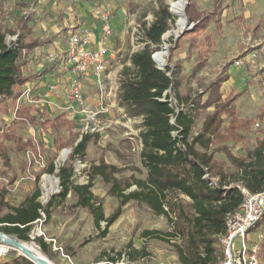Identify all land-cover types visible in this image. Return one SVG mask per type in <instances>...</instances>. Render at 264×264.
I'll return each mask as SVG.
<instances>
[{
    "label": "rangeland",
    "instance_id": "rangeland-1",
    "mask_svg": "<svg viewBox=\"0 0 264 264\" xmlns=\"http://www.w3.org/2000/svg\"><path fill=\"white\" fill-rule=\"evenodd\" d=\"M3 1L7 3L5 4L7 8L1 21L6 19V14L11 10L10 5L16 0ZM27 1L22 13L33 17L31 23L35 33L50 42L68 30L66 25L72 22L67 21L72 19L79 21V24H75L74 31L70 32H80L83 30L82 28L77 30L78 26L83 25L90 18L102 28L105 23L103 15H109L113 26L114 48L119 50L108 59V70H114L117 62L125 64L131 52L144 47V43L141 42L142 22L153 21L155 18L153 10L159 6V0ZM176 1L165 0L176 19L170 29L163 34V42L156 50H166L167 54L158 58L165 59L167 65L173 67L174 64L181 65L183 76L181 85L177 89L179 95L183 97L188 95L194 101L204 94L211 79L218 77L224 80L228 77L226 72L231 70L232 80L229 83L232 85L233 81L234 85L230 86L229 91L243 93L235 102L237 115L243 118H256L261 106L264 105V56L254 61L247 57L246 50L264 51V0H224L226 8L222 16V27L218 28L211 22L195 43L188 36L180 37L183 31L192 27L188 25L187 20L184 28L174 33V30L178 29L179 20L178 14L172 9V3ZM196 1L200 10L213 9V0ZM184 13L187 16L186 11ZM177 39L179 47L172 55L170 50L175 46ZM49 47L54 46L49 45ZM44 54L47 55V51H44ZM45 55L43 56L45 61L41 60V63L51 64L52 68L56 67V63L60 64L61 60L50 61ZM38 58L33 54L32 57L26 58V65L30 71L33 69L38 73L42 71L43 68L38 69L41 65ZM63 59L67 57L64 56ZM239 59L243 60V63L236 66L235 61ZM60 67L62 68L61 65ZM67 70L72 83L76 79L82 81L84 96L85 98L88 96L91 109L102 111L100 113L102 120L107 119L112 123L98 132L99 138L89 143L86 156L78 157L74 162L73 182L88 183L92 164L99 163L101 158L121 169L115 175L121 179L122 186L132 181L133 177L146 178L147 168L142 162L141 147L138 148L140 144V131L136 129L138 123L127 122L114 105V75L113 78L104 79V74L100 82H90L88 78L71 69ZM36 79L37 77L30 78V81ZM66 83L71 84V82ZM50 85L39 92V89L30 83L23 86L24 95L19 98L0 97V189L7 190L5 199L14 205H19L28 195L39 192L42 210L46 216L48 210L50 213L42 224L35 222L30 232L32 238L25 242H34L41 248L33 238L44 236L50 244V249L49 254L42 251L54 264H107L111 257L119 261L124 259L130 264H183L180 249L188 253L187 230L192 229L189 216L191 217L194 212L192 199L186 194L177 190L167 192L164 204L168 214L157 213L148 202L130 200L122 207L119 218L109 226L104 220L98 225L89 209L78 206V198L73 191H70L66 197L59 196L61 184L56 174L58 170L50 173L48 165L52 158H55L56 166H61L67 160L71 148L65 147L58 151L53 145V132L32 125L27 114L55 117L65 111L71 117L74 115L77 120L76 133L62 131L63 139L69 142L81 133L84 115L79 113L76 105H73L76 103L68 97L66 90L61 88L59 92L53 93ZM48 93L50 96H46ZM64 94L63 100L54 99L55 96L60 98ZM44 98H47L45 99L47 101L43 100ZM70 104L72 106H69ZM206 113V108L200 110L199 114L198 111L194 113L197 122L190 139L202 132L201 121ZM224 118L226 123L230 120L227 115ZM256 121L251 130L242 131L245 138L241 142H229L236 155L245 156L256 145V139L263 137L264 119ZM6 133L19 135L24 140H32L37 150L17 151L15 143L5 138ZM220 141L219 137H215L209 151L219 145ZM196 147L203 150L198 144ZM215 156L216 159L226 163L225 169L234 177L240 175L238 168L231 164L225 153L216 152ZM91 183V191L97 198L96 205L103 208L106 216H110L119 206V198L110 190L112 183L106 182L101 176H96ZM134 189H137L135 184L126 192ZM53 195H55L54 203L48 208V201ZM7 211L8 208L4 207L2 213ZM40 230L43 232L40 233ZM148 230L157 233L147 234ZM169 232L174 234L167 235ZM259 234L262 236L260 237ZM50 238L56 239V243L49 241ZM246 240L249 246L254 243L261 245V264H264V216L260 225L248 230ZM214 242L215 250L212 257L214 262H217L223 255V245L219 238ZM1 243L9 247V253L0 256V259L22 254V251L15 246L0 241ZM239 246L240 239L237 238L236 247ZM201 251H204V244L201 246ZM0 264L4 263L0 260Z\"/></svg>",
    "mask_w": 264,
    "mask_h": 264
},
{
    "label": "trees",
    "instance_id": "trees-1",
    "mask_svg": "<svg viewBox=\"0 0 264 264\" xmlns=\"http://www.w3.org/2000/svg\"><path fill=\"white\" fill-rule=\"evenodd\" d=\"M27 2L14 1L10 5L11 10L6 14V19L1 21L7 3L0 0V95L3 98H19L23 94V86L32 77L30 71L28 73L26 71L27 55L48 42L35 34L31 23L33 17L22 13V8ZM225 8L224 0H213L211 11L200 10L196 0H189L185 11L194 24L180 37L188 36L195 43L211 22L221 28ZM153 14L155 16L153 21L142 22L141 42L144 43V47L131 52L125 60L118 94L119 105L127 116L143 118V129L139 135L143 143L141 156L143 165L147 168L146 178L133 177L132 181L122 186L121 179L115 175L121 169L101 158L99 163L92 164L88 183H74L72 180L75 173L74 162L78 157L86 156L89 143L99 138L100 134L81 132L76 139L69 142L63 139L62 131L75 134L77 122L67 117L65 113L55 117L30 113L27 117L32 125L53 132V145L58 151L65 147L71 148L67 160L61 166H56L55 158H52L48 165V172L54 173L58 170L56 174L61 184L59 196L66 197L73 191L77 195L78 206L89 209L98 225L104 220L109 226L119 218L122 207L130 200L148 202L157 213L168 214L164 204L167 192L177 190L184 193L192 199L194 212L191 217L189 216L192 229L187 230L188 253L180 249V258L183 264H211L214 263L212 257L215 250L214 241L218 238L220 240V236L226 233L228 214L236 212L243 203L244 194L239 184L254 192L264 190V135L256 139V145L245 156L236 155L223 143L214 147L212 151L209 149L215 137H219L222 142L242 141L245 135L238 131L251 130L257 119H264V105L256 118H239L235 102L243 93L232 90L224 97L222 91L224 80L221 78L210 83L207 89L208 96L204 101L201 96L194 101L189 96L181 97L177 92L180 81L176 80L179 65L174 64L176 65L174 68L168 66L166 69H160L152 57L153 52L163 42V34L170 29L176 18L165 0H159V6L153 10ZM15 34L18 35L17 39L9 41L8 36ZM178 47L177 39L175 46L170 50L172 55ZM127 61H130L131 65H128ZM170 86L175 89L179 101L186 105L194 103L190 110H182L176 115V124L171 122L174 107L170 101L160 99ZM212 105L215 106V110L207 115L202 132L190 139L195 123L194 113ZM224 113L231 117V122L222 133ZM176 130H179L177 136L173 134ZM5 138L13 141L19 152L37 150L32 140H24L19 135L6 133ZM180 143L184 145L183 148L179 146ZM197 144L203 150H199ZM216 152L225 153L231 164L238 168L240 175L234 177L227 171L226 163L216 159ZM206 172L218 178L217 187H212L203 177ZM96 176H101L106 182L112 183L111 193L119 198V206L110 216H106L103 208L96 205L97 198L91 191V182ZM133 184L137 185V189L127 193L126 190ZM225 185L229 188H224ZM6 193V189H0V231L16 235L23 241L31 240L30 232L41 216L40 210L43 209L39 200L41 194L36 192L28 195L19 205H14L5 199ZM54 200L55 195L48 201V208L53 205ZM4 207L8 208V211L2 213ZM49 216L48 210L47 217ZM261 223L262 219L256 225ZM146 233L152 234L157 231L148 230ZM173 234L169 232L167 235ZM33 239L45 253L49 254L50 244L44 236H36ZM115 259L111 257V260ZM4 264L37 263L24 254H16L6 259Z\"/></svg>",
    "mask_w": 264,
    "mask_h": 264
},
{
    "label": "built area",
    "instance_id": "built-area-1",
    "mask_svg": "<svg viewBox=\"0 0 264 264\" xmlns=\"http://www.w3.org/2000/svg\"><path fill=\"white\" fill-rule=\"evenodd\" d=\"M104 24L102 26V32L100 35L99 43L96 41L94 34L91 31L84 30L80 32H64L63 35L67 38V47L65 52L56 53L49 51L47 52L46 58L50 61L61 60L62 68L71 69L75 73L82 75L84 78H94L96 81L100 82L101 78L105 74L108 67V56L111 54L109 47V39L113 34V26L110 22L109 15H103ZM194 23L191 25L193 26ZM17 34L9 35L8 40L13 41L17 39ZM99 44V46H96ZM257 49L254 51L246 50V55L249 59L260 60L264 56V51ZM159 51L155 50L152 57L156 63V66L160 69H166L168 66L173 67V65H167L165 59L161 60L156 54ZM67 59H63V57ZM243 60L239 59L235 61L236 66H240ZM65 65V66H64ZM170 73V72H169ZM66 82H71V84L66 83L65 90L68 97L75 101L79 113L84 115V120L82 122V133H98L103 129L109 127L112 123L107 119L102 120L100 113L102 111L91 109L87 103L83 92V83L78 79L70 80L67 76ZM51 91L53 93L59 92L61 89V84L59 81H55L50 85ZM50 96V93L46 94ZM47 98H44L45 100ZM162 100L170 101V104L174 107V113L171 115V122L176 124V115L182 110H190L194 107V103L185 104L176 96L175 89L170 86L164 93V96L160 98ZM47 101V100H45ZM69 106H72L70 104ZM68 106V107H69ZM123 117H125L127 122H132L133 118L127 116L124 109H121ZM258 124V123H257ZM175 136L179 134V130L173 132ZM181 148L184 147L182 143L179 144ZM138 147V146H137ZM136 147V148H137ZM141 150L143 148L142 140L140 139L139 147ZM135 148V149H136ZM203 177L209 181L212 187L218 186V178L212 176L210 173L206 172ZM240 189L244 194V200L241 207L234 213H229L227 216V231L220 236L221 245H223V256L214 263L211 264H261V245L259 243H254L252 245L247 244V233L248 230L255 226L264 216V190L254 192L239 184ZM224 188H229L225 185ZM41 216L36 220L41 224L47 219L46 214L41 209ZM43 232L40 230V233ZM261 237L262 234H259ZM240 239V246L236 247V239ZM49 241L56 243V239L50 238ZM9 253V247L4 244H0V256L7 255ZM106 264V263H105ZM107 264H130L122 259L110 260Z\"/></svg>",
    "mask_w": 264,
    "mask_h": 264
},
{
    "label": "crops",
    "instance_id": "crops-1",
    "mask_svg": "<svg viewBox=\"0 0 264 264\" xmlns=\"http://www.w3.org/2000/svg\"><path fill=\"white\" fill-rule=\"evenodd\" d=\"M67 22H69V23L72 22V23H70V25L69 24L66 25V28L68 29L67 30L68 33L70 31H74L73 28H74L75 24L76 25L79 24V21H75L74 19H72L71 21H67ZM80 28H82L83 31L86 30V29H88V31H91L94 34L96 41L99 43V39H100V35H101V32H102V28H100V25H98L97 23H95V20H92L91 18L88 19L83 25L78 26L77 30L80 29ZM37 36H39V35H37ZM41 38L44 40V37H41ZM45 40H47V39H45ZM47 41L48 42L46 44H44L42 46H39V47L33 49L27 55V58L32 57V54H33V56H35V58H38L39 57L38 58V62L41 63L42 62L41 60H43V62L45 61V58L43 59V56L45 55V54L43 55V52L44 51H47V52L52 51V52H56V53L65 52V49L67 47V43L68 42H67V38L63 34L62 35H58L57 36V39H55L53 42H50V40H47ZM49 45H52L54 47L53 48L52 47L50 48ZM96 46H99V44H97ZM109 47H110V51H112V52L108 56V59L114 55V52H116L117 50H119V49L114 48V35L112 37H110V39H109ZM108 59H107V61H108ZM57 61H59V60H57ZM126 63L128 65H131V62L130 61H127ZM43 65H44V67H40V66H43ZM60 65H61V62H60V64L59 63H56V67L55 68H52V65L51 64H48V63L47 64H43V63H41V65L38 67V69L39 70L42 69V68L43 69L39 73L37 71H34L33 67H31L33 69V71L32 70L30 71L29 68H26L27 69L26 70L27 73L30 71V74L32 75L31 79H34L35 77H37V79L34 80V81H30V79H29V81L26 82V84H30L31 83V85H33L34 87L36 86L35 88L36 89L38 88L39 89V92H40L41 90L46 89L47 88L46 87L47 85L52 84L55 81H59L61 83V88H63L65 90V85H66V82L65 81L67 79V76H68L69 72H68L67 69L61 68ZM175 66L176 65H174V67ZM108 67H109V65H108ZM108 67H107V71L108 72H105L104 79L113 78V75H114V89H115V92H114V105L117 106V110H119L118 112L120 113L122 107L118 103V88L120 86L121 72H122V69L124 67V64L123 63H120V62L119 63L117 62V64L114 65V70H108L109 69ZM184 67H185V65H184ZM179 69H180V73L179 74L178 73L176 74V80L177 81H180V85H181V80H182V76H183L181 65H179ZM230 71L231 70H229L228 72H226L228 74V77H226L224 79L223 84H222V91H223V96L224 97L230 92L229 91L230 90V86H233L234 85L233 81H232V85L229 83L232 80V78H231V74L232 73ZM217 78L211 79L208 82V84L210 85V83L212 81L216 80ZM89 81L91 82V81H96V80L94 78H90ZM180 85H179V87H180ZM209 85H208V87H209ZM40 86H41V88H39ZM23 95H24V93L21 96H23ZM186 96H188V95H186ZM207 96H208V90H205L204 91V94L201 95L202 101H204L207 98ZM0 97H2V96L0 95ZM53 97H54V95H53ZM64 97H65V94H64V96L61 95L60 98H57L55 96L54 99H57L59 101L60 99L63 100ZM181 97H183V96H181ZM241 97L242 96H240V98ZM85 99H86L87 105L91 108V104L89 103L90 101L88 99V96H86ZM98 100H99V97H98ZM202 109L203 108H201V109L198 110V114H199V111L202 110ZM206 110H207V113H206V115L203 117V119L201 121L202 122V125H203L204 120L206 119V116L208 114L212 113L215 110V106L214 105L209 106V107L206 108ZM61 113H65L67 115V117H69L70 119H73V120H75L77 122V120L74 118V115L71 117L65 111H63ZM121 113H122V111H121ZM59 114L60 113H58L57 115H59ZM225 115H227L230 118V120L227 123H226L225 118H224ZM222 118L224 119V123H223V127H222V133H224V129L230 125L231 117L228 114L224 113V114H222ZM239 118H243V117H239ZM250 118H252V117H250ZM132 122H137L138 123V126L136 128L137 130L141 131L143 129V127H142L143 118L142 117H135V118H133ZM196 122H197V119H195V123H194L193 128H195ZM242 131L243 130H239L238 132L242 133ZM231 141L232 140L223 141V142L221 141L220 143H223V144H226V145L229 146L230 145L229 142H231ZM232 142L234 143V141H232ZM216 146H218V145H216ZM0 260H1V262L5 263V260L6 259L4 258V259H0Z\"/></svg>",
    "mask_w": 264,
    "mask_h": 264
},
{
    "label": "bare ground",
    "instance_id": "bare-ground-1",
    "mask_svg": "<svg viewBox=\"0 0 264 264\" xmlns=\"http://www.w3.org/2000/svg\"><path fill=\"white\" fill-rule=\"evenodd\" d=\"M186 3H187V0H177L176 2L172 3V9L175 13L178 14L179 16V20L177 22V26H178V29L174 30V33H178V31H180L181 29L184 28V25L185 23H187V19L185 17V7H186ZM163 49L159 51L158 54H156V56H160V55H166V50H164L163 52ZM10 239L12 237H9ZM8 239V238H7ZM0 241L4 242V243H7V244H10L6 238H1L0 237ZM30 248L32 250V253L37 256L38 258H47V256L43 253L42 249L37 245L35 244L34 242H25L24 243V246H17V248L20 250V251H23L24 249L23 248Z\"/></svg>",
    "mask_w": 264,
    "mask_h": 264
},
{
    "label": "water",
    "instance_id": "water-1",
    "mask_svg": "<svg viewBox=\"0 0 264 264\" xmlns=\"http://www.w3.org/2000/svg\"><path fill=\"white\" fill-rule=\"evenodd\" d=\"M189 3V1L187 0V4ZM187 21H188V25L190 26L193 22L187 18V16H185ZM184 32V31H183ZM0 237L1 238H6V240L10 243V245L15 246L17 248V246H24L25 241L16 238L14 235L12 234H8L5 232L0 231ZM9 237H12L11 239ZM8 238V239H7ZM24 250L22 251V254L28 256L29 258H31L32 260H34L37 264H54L49 258H38L37 256H35L32 253V250L28 247L23 248Z\"/></svg>",
    "mask_w": 264,
    "mask_h": 264
}]
</instances>
